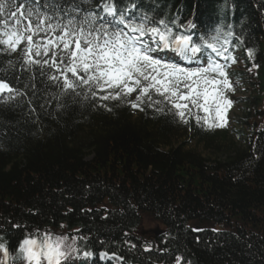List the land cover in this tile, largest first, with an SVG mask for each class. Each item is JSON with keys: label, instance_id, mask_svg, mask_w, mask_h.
I'll list each match as a JSON object with an SVG mask.
<instances>
[{"label": "trees", "instance_id": "16d2710c", "mask_svg": "<svg viewBox=\"0 0 264 264\" xmlns=\"http://www.w3.org/2000/svg\"><path fill=\"white\" fill-rule=\"evenodd\" d=\"M74 3L87 11L101 0L60 6ZM115 4H134L137 17L163 19L196 42L218 35L242 54L252 51L245 59L252 95L238 120L244 144H225V131L192 117L182 123L165 106L132 114L127 103L105 101V108L61 95L51 70H25L15 52L0 51V79L21 91L17 102L0 105V232L12 246L26 229L65 225L88 247L132 264H174L177 257L181 264H264V0ZM186 128L203 152L187 146ZM140 214L164 228L146 251L128 235Z\"/></svg>", "mask_w": 264, "mask_h": 264}, {"label": "snow or ice", "instance_id": "6c2138e0", "mask_svg": "<svg viewBox=\"0 0 264 264\" xmlns=\"http://www.w3.org/2000/svg\"><path fill=\"white\" fill-rule=\"evenodd\" d=\"M82 2L90 5V0ZM60 4L61 0H0V51L20 50L27 67L39 66L42 75L51 70L48 79L64 96L83 95L105 108V101L127 103L141 111L142 105L157 112L165 106L185 124L192 117L208 128L227 125L226 113L233 102L226 93L233 86L220 61L235 62L228 54L227 38L221 42L218 35L201 37L196 42L187 30H176L147 14L137 17L131 8H117L115 0H101L96 9L87 11L75 3L70 9ZM161 52L198 66L160 58L156 54ZM248 55L253 56L251 50ZM4 93L9 94L7 99L20 94L0 79V96ZM76 241L51 233L31 236L21 242L18 258L27 264H63L79 252ZM0 251L8 255L4 244ZM180 260L177 257V264Z\"/></svg>", "mask_w": 264, "mask_h": 264}, {"label": "rangeland", "instance_id": "374dc122", "mask_svg": "<svg viewBox=\"0 0 264 264\" xmlns=\"http://www.w3.org/2000/svg\"><path fill=\"white\" fill-rule=\"evenodd\" d=\"M233 70H235L236 72H242L243 69H242V67L240 65H238ZM233 79L234 80L230 79V82H231V84L233 86V90L232 91H228L226 93L228 99H230L233 102L231 107L228 109V111L226 113L227 125L224 128L227 131H231V130H233L235 128L234 127V121L241 114L242 108H243V104H245V101L251 95V93L246 89L247 88V83H246L245 77L238 76V77H234ZM229 135L233 137L235 145H239V143L241 144L240 141L235 139L236 136H235L234 132H230ZM190 146H192L193 149H196L199 152H203V150L201 148H199V147H196L194 143L190 144ZM210 152H205L204 151V156L205 157L211 156ZM144 228L146 229V228H150V227H145L144 226ZM0 264H3L1 260H0Z\"/></svg>", "mask_w": 264, "mask_h": 264}]
</instances>
